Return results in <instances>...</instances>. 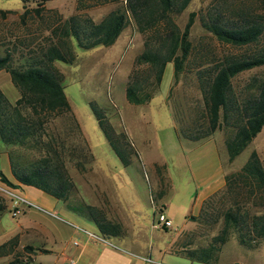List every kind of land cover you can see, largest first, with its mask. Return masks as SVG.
Returning <instances> with one entry per match:
<instances>
[{"label": "rangeland", "instance_id": "1", "mask_svg": "<svg viewBox=\"0 0 264 264\" xmlns=\"http://www.w3.org/2000/svg\"><path fill=\"white\" fill-rule=\"evenodd\" d=\"M212 2L214 1L190 0L176 17L177 26L182 27L189 12H197L210 6ZM81 3L79 7L77 0L48 1L43 4V25L30 14L24 17L26 22L23 25L19 20L22 2L0 0V9L6 10L3 16L0 15V55L6 47L13 48L12 64H17L15 59L18 54L25 55L31 48L44 43L45 34L57 22L62 23L70 15L87 16L96 22L118 5L111 2L94 5L89 0H82ZM223 3L228 10L239 7L253 14L264 15V0H216L213 5ZM224 15L228 16L226 11ZM44 27L46 31L43 30ZM16 36L23 40L22 47L18 43L16 47H12ZM189 37L194 45L188 60L190 67L206 60L214 61L225 53L241 51L217 42L200 28L197 18ZM70 44L73 58L67 62L54 60L53 65L62 74L63 93L90 156L87 160H82L87 169L78 171L70 162H66L73 189L69 193L68 202L54 199L52 207L39 200V196L52 199L51 196L27 187L26 190L31 192L29 195L23 196L20 191H14L29 203L18 201V212L12 216L11 199L0 191V201L5 206L0 212V243L11 237L15 238L12 251L0 256V264L14 257L29 259L28 264H51L55 260L56 264H65V259H61V250L66 248L63 254L67 258H73L74 252H78L83 246L85 236L77 228L103 237L112 245L89 241L90 244H96L97 250L116 247L132 253L142 251L145 254L146 247L133 250L129 244L133 240L143 243L152 240L153 245L161 244L167 241L170 234L168 231H161L162 235L157 238L155 229L150 228L151 204L160 206L157 200L159 188L165 192L163 202L167 203L169 199L171 201V208L169 206L166 211H175L176 218L173 219L172 227L180 226V214L188 210L189 200L194 193L186 166V157L193 141L177 135L188 124L183 120L189 114L186 106L198 95L193 72H184L182 75L176 73L174 77L172 64L167 62L155 91L144 103L132 104L125 99L124 88L142 44L141 36L130 22L109 46L81 47L73 38ZM251 76L263 77L264 65L239 73L233 84L241 88ZM0 90L10 102L17 97L16 89L3 70H0ZM89 102H93L102 111L103 117L116 134L115 143L118 149L120 146L124 156L122 160L99 127ZM65 122L61 119L56 125L61 127ZM228 134L229 131L223 128L212 133L227 175L242 166L253 150L258 152L264 164V124L231 162L227 161L223 142ZM4 148L0 141V151ZM14 157L17 160L30 159L29 153L24 150L15 151ZM0 169L9 173L6 165L0 164ZM242 188L240 184H236L230 192L224 191L217 197L214 210L225 209L233 199L245 200L249 213L258 210L259 207L252 203L253 197L246 198ZM83 204L95 206L102 211L109 223L117 228L114 229L115 232L103 234L98 225L88 218ZM154 213L155 217L157 212ZM188 225L189 223L184 227L187 228ZM194 231L195 242L199 245H203L208 240L207 235L214 232ZM73 241L77 242V246L72 245ZM25 246L32 249L26 250ZM155 254L156 248L153 246L151 257L155 258ZM84 258L82 256L81 260ZM81 260L75 264H82ZM234 263L264 264V241L259 240L255 246L246 247L240 245L234 235H229L219 246L214 261L210 264Z\"/></svg>", "mask_w": 264, "mask_h": 264}, {"label": "trees", "instance_id": "2", "mask_svg": "<svg viewBox=\"0 0 264 264\" xmlns=\"http://www.w3.org/2000/svg\"><path fill=\"white\" fill-rule=\"evenodd\" d=\"M20 1L21 24H25L24 17L29 14L42 24L43 4L51 0ZM89 1L94 5L107 2L118 5L96 22L78 15L57 22L48 30L55 38L46 33L44 43L25 55L18 54L17 64H12L13 48L6 47L0 55V70L7 73L17 91L16 99L10 102L0 90V141L5 146L13 180H8L0 170V183L13 191H20L21 186L33 187L56 200L68 202L73 183L67 174L66 162L78 171H86L82 160L90 156L63 93L62 74L53 61L67 62L73 58L71 38L81 47H106L129 22L141 36L142 48L127 75L125 99L132 104L144 103L155 91L167 62L172 64L174 77L176 73L192 71L198 95L186 106L189 114L183 120L187 126L176 134L197 141L216 130L227 129L229 134L223 142L227 161L231 162L264 124V76L249 77L241 88L233 84L239 73L264 65V15L239 7L228 10L224 3L214 6L216 0H212L210 6L189 12L182 27H178L175 19L190 0ZM77 2L80 7L82 0ZM225 11L228 16L224 15ZM5 12L0 9V15ZM196 18L200 28L217 42L241 51L225 53L214 61L206 60L190 67L188 60L194 45L189 34ZM17 43L19 47L24 44L16 36L12 47ZM89 103L99 127L122 160L124 156L115 143L112 127L102 111L93 102ZM61 119L66 122L58 127L56 122ZM17 150L27 151L30 159H15ZM236 184L243 187L246 198L253 197L252 203L258 210L249 213L247 202L238 199H233L223 210H214L217 197L224 191L230 192ZM4 207L0 201V212ZM83 208L103 234L115 232L117 228L102 211L87 204H83ZM191 220L196 230L214 232L207 235L208 240L202 246L182 250V255L190 260L213 263L219 246L229 235H234L237 242L246 247L264 241V166L254 150L242 166L226 175L225 187L208 196ZM14 244V237L1 242L0 256L9 254ZM25 249L32 248L25 246ZM29 261L14 257L3 264H28Z\"/></svg>", "mask_w": 264, "mask_h": 264}, {"label": "crops", "instance_id": "3", "mask_svg": "<svg viewBox=\"0 0 264 264\" xmlns=\"http://www.w3.org/2000/svg\"><path fill=\"white\" fill-rule=\"evenodd\" d=\"M189 141L192 142V140ZM0 164L3 166L6 165L9 172L7 155L4 150L0 151ZM186 166L188 168L190 180L194 186V193L189 200L188 210L180 214V217H182L180 226L172 227L173 219L176 218L175 211L171 209L166 211V209H169V206L171 208V201L169 199L167 203L163 202L165 192L161 187L157 191V200L160 206L156 207L151 204L152 216L150 228L155 229L157 238H160L159 236L162 235L161 231L170 232L167 241L153 245L152 240H148L147 243L133 240L131 244H129L130 247H132L133 250L146 247L145 254H143L141 253L142 251H139V253H132L131 251H127V249H117L116 247L114 249L103 248L102 250H97L96 244H90L84 240L83 246L78 252H74V264L81 260L82 256L85 257V262L81 260L82 264H209L184 257L182 255V250L202 246L195 242L194 237H196V234L194 229L196 224L191 220V217H195L199 213L202 202L208 196L222 190L226 185V169L212 135L202 140L193 141L186 157ZM0 170L8 180L13 182L10 173H5L2 169ZM232 172H234V169ZM27 187L28 186H21L19 188L23 196L31 193L30 190H26ZM39 200L50 207H52L55 202L54 198L50 199L45 196H39ZM155 211L161 212L166 219L170 220L171 228L163 229L162 227L151 226ZM188 223V227H184ZM153 246L156 248L155 258L151 257ZM63 250L65 251L66 248L61 250L60 255L62 256L61 259H65L66 264L67 259L70 257L67 258V256L63 254ZM141 257L148 258L150 261H144ZM51 264H56V260L51 261Z\"/></svg>", "mask_w": 264, "mask_h": 264}, {"label": "built area", "instance_id": "4", "mask_svg": "<svg viewBox=\"0 0 264 264\" xmlns=\"http://www.w3.org/2000/svg\"><path fill=\"white\" fill-rule=\"evenodd\" d=\"M0 191L5 193L6 195H8L11 199V209H12L11 215L12 216H14L18 212V209L16 207V205L18 204V201L29 203L26 199H23L16 192L8 189L7 187H5L1 184H0ZM151 226L152 227H162L163 226L165 228H171V222L169 219H166L165 216L161 212H157L156 216L153 218ZM77 229H79L84 234L86 242L93 240V241H97V242H100V243L108 245V246H112V245H109V243L103 237H100L98 235H95L93 233H90V232L83 230V229H80V228H77ZM72 245L77 246V242L73 241ZM113 248H115V247H113ZM141 259L144 261H150L148 258H144V257H141ZM66 264H74V259L71 257L68 258L66 261Z\"/></svg>", "mask_w": 264, "mask_h": 264}]
</instances>
